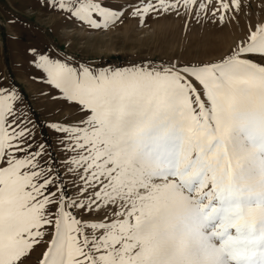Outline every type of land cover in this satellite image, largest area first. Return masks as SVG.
<instances>
[{
    "label": "snow or ice",
    "instance_id": "1",
    "mask_svg": "<svg viewBox=\"0 0 264 264\" xmlns=\"http://www.w3.org/2000/svg\"><path fill=\"white\" fill-rule=\"evenodd\" d=\"M26 2L62 32L239 34L215 59L111 64L5 15L0 264H264V0Z\"/></svg>",
    "mask_w": 264,
    "mask_h": 264
},
{
    "label": "rangeland",
    "instance_id": "2",
    "mask_svg": "<svg viewBox=\"0 0 264 264\" xmlns=\"http://www.w3.org/2000/svg\"><path fill=\"white\" fill-rule=\"evenodd\" d=\"M26 7V0H0V68L4 63L5 47H12L6 40L7 26L3 24L8 14L31 18L43 33V39L55 40L57 43L70 41L72 48L85 57L111 64L146 57L166 59L173 55L192 60L215 59L228 50L239 34L235 27L224 30L205 27L186 33L178 20L152 22L146 27H140L136 21L130 20L115 30L91 35L87 31L62 32L56 18H38L26 12ZM28 87L33 92L39 89V85ZM37 111H40L39 106Z\"/></svg>",
    "mask_w": 264,
    "mask_h": 264
}]
</instances>
